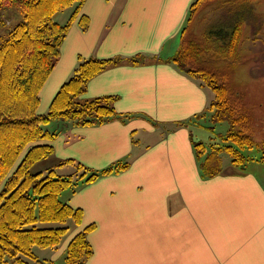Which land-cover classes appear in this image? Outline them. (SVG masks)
<instances>
[{
	"label": "crops",
	"instance_id": "obj_1",
	"mask_svg": "<svg viewBox=\"0 0 264 264\" xmlns=\"http://www.w3.org/2000/svg\"><path fill=\"white\" fill-rule=\"evenodd\" d=\"M194 1L85 0L75 13L38 111L49 110L81 61L112 58L81 98L113 96L120 114L48 123L58 174L79 177L78 163L114 168L62 192L82 220H70L65 241L44 256L49 264L89 226L83 264H264V161L242 169L230 159L207 176L196 153L192 127L214 92L172 60Z\"/></svg>",
	"mask_w": 264,
	"mask_h": 264
},
{
	"label": "trees",
	"instance_id": "obj_2",
	"mask_svg": "<svg viewBox=\"0 0 264 264\" xmlns=\"http://www.w3.org/2000/svg\"><path fill=\"white\" fill-rule=\"evenodd\" d=\"M85 0H0L1 8L17 5L23 13V20L16 24L0 42V264H49L35 251L39 248H57L69 230V225L45 226L47 222L66 223L72 220L81 223L82 212L61 198L68 188H73L80 179L93 180L101 172L81 163L84 168L79 177L60 175L53 168L33 172L39 161L53 156L54 146L50 142L57 133L45 129L43 124L58 120L73 119L82 124L100 123L118 113L113 105V96L83 99L88 81L117 59L89 58L81 61L73 75L60 87L50 108L38 113L40 91L60 55L61 44L80 5ZM205 0H195L187 21L197 12ZM77 3L67 23L54 21L53 16ZM1 17V16H0ZM240 17V16H239ZM234 20V19H233ZM232 20V21H233ZM230 31L211 28L209 36L228 40V52L236 62L238 43L241 38V19H236ZM86 22V21H85ZM231 23V21H229ZM229 23V24H230ZM186 26V25H185ZM181 32V48L172 58L190 75L203 79L204 85L215 92L209 107L215 108L216 120H223L228 114L231 124H238L239 130L225 137L226 150L232 155L235 165H245L246 156L242 150L254 143L251 134V118L247 108H238V99L229 95L227 82H217V72L206 66L208 48L185 36ZM231 125V126H232ZM204 175L220 173L222 169L209 165L208 157L201 161L204 142L194 143ZM27 148L23 158L12 169L21 152ZM74 161L67 159L66 162ZM126 163L118 167H126ZM115 167V168H118ZM88 175V176H87ZM86 227L78 232L66 249L69 264H83L92 253Z\"/></svg>",
	"mask_w": 264,
	"mask_h": 264
},
{
	"label": "rangeland",
	"instance_id": "obj_3",
	"mask_svg": "<svg viewBox=\"0 0 264 264\" xmlns=\"http://www.w3.org/2000/svg\"><path fill=\"white\" fill-rule=\"evenodd\" d=\"M76 6L77 3H74L70 7L58 12L53 16L54 21L62 24L68 22L67 20L70 19ZM0 16L1 42L10 29L23 20V13L19 6L13 5L1 8ZM238 18L242 22L241 38L238 43L236 62H234L229 55L228 40L225 39L224 34L222 35V39H214V37L209 36V30L212 28L216 31L220 28L223 33L230 31ZM186 26L188 27L186 28L185 36L188 39L207 46L206 66L216 70L217 77L219 78L217 82H227L230 86V89H228L229 95L232 96L234 94L240 99L237 100V107L241 109L247 108L250 114L251 134L255 141L251 146L245 147L242 150L246 159H250L247 160L244 166L242 164L236 166L243 169L248 163L251 168L253 160L264 161V0H205L197 12L187 21ZM198 78L204 84L203 79ZM206 86L212 89L210 86ZM209 105L205 113L195 118L198 124L193 125L192 129L195 141H202L205 145L203 146L201 161H204L208 157L209 165H212L214 168L220 167L223 170V166L230 159L232 161L233 158L230 153L224 149L221 150V148L227 143L225 140L227 134L238 131L239 126L238 124L234 126L231 124L228 114L225 115L222 121L216 120L215 108L212 109ZM38 113L41 112L38 111ZM56 123L58 122L54 124L56 125ZM43 127L51 130L54 126L48 127V123H46L43 124ZM38 142H49V140L41 139ZM26 150L27 148L18 156L12 169L21 161ZM53 164V160L48 158L36 163L32 171H42L46 174L48 168ZM59 172H64L67 175L76 174L72 173L74 171L67 173V170H59ZM69 223L70 221L68 220L66 223L47 222L41 225L60 226L63 224L69 225ZM66 235L62 241L66 239ZM62 241L61 243L65 240ZM35 251L41 258H44L47 253L50 254L52 252V248L36 247ZM66 263H68L66 262V258L61 256L54 264Z\"/></svg>",
	"mask_w": 264,
	"mask_h": 264
}]
</instances>
